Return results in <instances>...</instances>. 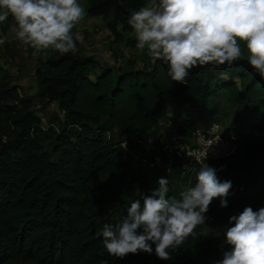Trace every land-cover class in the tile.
Segmentation results:
<instances>
[{
	"label": "trees",
	"instance_id": "trees-1",
	"mask_svg": "<svg viewBox=\"0 0 264 264\" xmlns=\"http://www.w3.org/2000/svg\"><path fill=\"white\" fill-rule=\"evenodd\" d=\"M148 2L87 0L84 18L110 17L111 44L134 49L136 41L127 20ZM12 21L9 16L0 23L5 43ZM244 56L231 67H195L184 85L172 81L167 64L155 58L147 68H135L134 62L127 61L128 67L118 74L106 68L91 78L94 59L89 56L57 52L36 59L29 55L25 66L32 63L40 96L57 102L64 129L52 149L60 154L57 160L38 154L34 142L40 129L48 125L30 111L31 100L24 98L19 85H0V121L7 115L12 128L7 145L0 144V264H187L196 259L211 264L213 239L205 234L210 214L167 261L157 259L154 253L128 254L124 259L111 256L104 248L101 230L105 224L120 223L133 201H142L143 195L158 186L160 171L149 177V170L135 169V161L149 160L164 145L186 140L196 129L210 126L204 127L197 116L187 125L175 127L168 113L170 105H192L200 112L208 99L224 91L234 104L258 108L257 127L264 128V79L248 64L246 51ZM7 101L20 107L11 110ZM244 120L251 122L254 116ZM160 121L171 122L160 133L170 135L176 130L184 139L161 143L163 133L153 135L157 153L143 151L135 161L130 159L133 148L129 144L124 151L103 135L105 123L110 122L117 128L115 136L131 132L142 139L147 133L154 134L162 126ZM88 123L96 126L95 137L76 135L72 142L63 138L67 129L86 128ZM263 153L264 139H256L241 143L235 154L208 164L218 169L221 181L232 182L230 192L249 198L261 189L264 156H257ZM255 201L250 199L234 209L233 215L246 206L253 210L264 207V202ZM228 220L225 218L226 224Z\"/></svg>",
	"mask_w": 264,
	"mask_h": 264
},
{
	"label": "clouds",
	"instance_id": "clouds-1",
	"mask_svg": "<svg viewBox=\"0 0 264 264\" xmlns=\"http://www.w3.org/2000/svg\"><path fill=\"white\" fill-rule=\"evenodd\" d=\"M85 14L78 0H0V23L11 16L16 38L33 49V56L48 49L61 54L78 51L80 36L74 38L72 30ZM127 24L135 32L136 49H147L150 58L165 62L176 83L186 85L189 72L198 66L231 67L245 58V51L248 64L264 79V0H150L132 12ZM6 40L0 37V45ZM217 171L209 164L200 167L195 185L179 199L168 195L167 176L158 178V186L142 201H133L120 223L102 228L109 255L124 259L128 254L154 253L161 261L172 259V253L206 223L214 199L222 209L229 206L232 182L221 181ZM224 238L229 248L215 264H264V207L246 206L230 216Z\"/></svg>",
	"mask_w": 264,
	"mask_h": 264
},
{
	"label": "rangeland",
	"instance_id": "rangeland-1",
	"mask_svg": "<svg viewBox=\"0 0 264 264\" xmlns=\"http://www.w3.org/2000/svg\"><path fill=\"white\" fill-rule=\"evenodd\" d=\"M87 0H78V2L84 6ZM150 3V0L148 4ZM110 17L102 18H89L83 19L72 31L75 35L78 33L80 40H77L78 51L75 54L79 57L89 56L94 59V65L89 71L90 77L100 73L102 70L109 68L114 73H120V71L125 70L130 62H134L135 68H147L148 65L154 60L147 55V49L142 53L136 47L134 49H127L122 46H117L111 44V36L108 30V22ZM9 41L0 45V85H6L11 87V85H19L22 88L23 96L25 99L31 100L30 111L38 118L43 119L48 125L45 129H40L37 135L36 151L38 154H44L49 157L51 161L57 160L60 154L52 153V149L56 146L58 142V137L62 135V130L64 129L62 123L59 119L62 118V112L58 108L56 101H50L39 94L37 87V80L32 72V63L26 64L25 59L31 55L30 46L22 44L15 36L16 24L15 21L10 23L9 27ZM132 37H136L134 30L131 33ZM0 37L2 36V31L0 29ZM57 54V51L53 49H48L47 53H41L39 57L50 56ZM37 59V56H35ZM35 63V61H33ZM6 105L11 109L15 110L20 107V104L14 101H7ZM215 114H212V111ZM260 110L258 108H251L246 106H238L231 102L224 91L218 92L210 99L204 103V107L199 112L196 107L192 105L176 106L170 105L168 113L171 118V122L175 124V127L185 126L193 118L201 116V124L204 127L212 125L214 123L219 124L222 130H226L234 137L237 144L250 141L252 139L254 128L257 127L258 114ZM248 115H253L254 120L251 122H245L244 119ZM171 122L160 121L158 127L154 134L152 132L147 133L143 138H139L136 135L128 132L123 137L115 136L116 126L110 122L105 123V129L103 135L107 139L112 140L113 143H124L127 142L132 148L133 153L130 155V159L135 161L137 155L145 151L146 153L155 154L158 151V145L153 140V135L161 134V143H172L177 140L184 139L176 130L172 134L165 133L164 131L160 133L163 127H168L165 125H170ZM11 125L7 115H3L0 121V144L7 145L9 139V133L11 131ZM96 126L94 124L88 123L86 128L80 126H75L73 128L67 129L68 133L63 135V138L68 139L69 142L75 140L76 135L85 136L87 138L95 137ZM164 129V128H163ZM176 129V128H175ZM102 135V136H103ZM103 136V137H104ZM159 136V135H158ZM264 138V137H263ZM106 139V140H107ZM191 138L186 139L190 141ZM246 140V141H244ZM141 161H135V169L140 170ZM200 170V167L195 166L193 163H183L177 162L170 171L164 172L160 171V177L167 176L169 179V194L171 197L177 199L180 198V193L185 191L187 188L192 187L196 183V175ZM155 170L146 171L149 177L154 175ZM159 177V178H160ZM261 189L255 193V195L242 196L240 192H230L227 200L228 207L220 208V200L214 199L209 207V211L205 214H210L208 220L209 225L205 229V234L210 235L213 239V254L210 256V263L215 264L217 260L222 259L223 252L228 250L229 246L226 244L224 238V227L227 225L225 223V218H229L234 214V209L245 206L250 199H255L257 203L264 202V177L260 181ZM195 259V258H194ZM187 264H201V260L196 259L193 262Z\"/></svg>",
	"mask_w": 264,
	"mask_h": 264
},
{
	"label": "built area",
	"instance_id": "built-area-1",
	"mask_svg": "<svg viewBox=\"0 0 264 264\" xmlns=\"http://www.w3.org/2000/svg\"><path fill=\"white\" fill-rule=\"evenodd\" d=\"M263 134L264 132L260 130L253 131L256 137ZM190 138V141L183 140L172 145H164L159 154L149 160L142 159L141 170L168 173L178 160L202 167L208 165V161L219 160L233 154L237 148L235 137L222 131L217 124H212L205 129H196ZM119 144L124 151L128 149L127 142L126 146L123 141Z\"/></svg>",
	"mask_w": 264,
	"mask_h": 264
},
{
	"label": "bare ground",
	"instance_id": "bare-ground-1",
	"mask_svg": "<svg viewBox=\"0 0 264 264\" xmlns=\"http://www.w3.org/2000/svg\"><path fill=\"white\" fill-rule=\"evenodd\" d=\"M214 124H216V123H214ZM218 126H219V124H217ZM211 126V125H210ZM219 128L221 129V127L219 126ZM202 129H205V128H202ZM222 130V129H221ZM254 130H260V131H263L264 132V128H259V127H256V128H254ZM222 131H224L225 133H227V134H229V135H232V134H230L229 132H227L226 130H222ZM233 136V135H232ZM251 137H252V139H250V141L251 140H256V139H264L263 137H264V134L262 135V136H259V137H256L255 135H251ZM236 138V137H235ZM236 140V139H235ZM244 141H246V140H244ZM236 142V141H235ZM247 142V141H246ZM242 143H244V142H242ZM237 144V143H236ZM241 143H239V144H237V148H236V150H235V152L233 153V154H235L236 153V151H237V149H238V146L240 145ZM233 154H230V155H228V156H226V157H223V158H220V159H225V158H227V157H229V156H231V155H233ZM178 159H181V158H178Z\"/></svg>",
	"mask_w": 264,
	"mask_h": 264
},
{
	"label": "water",
	"instance_id": "water-1",
	"mask_svg": "<svg viewBox=\"0 0 264 264\" xmlns=\"http://www.w3.org/2000/svg\"><path fill=\"white\" fill-rule=\"evenodd\" d=\"M263 156H264V153H263V154H260V155L257 156V157L262 158ZM253 158H254V156L250 158L249 162H250Z\"/></svg>",
	"mask_w": 264,
	"mask_h": 264
},
{
	"label": "crops",
	"instance_id": "crops-1",
	"mask_svg": "<svg viewBox=\"0 0 264 264\" xmlns=\"http://www.w3.org/2000/svg\"><path fill=\"white\" fill-rule=\"evenodd\" d=\"M85 19H89V17L88 18H85ZM92 78V77H91ZM93 78H94V76H93ZM184 107V106H183Z\"/></svg>",
	"mask_w": 264,
	"mask_h": 264
}]
</instances>
